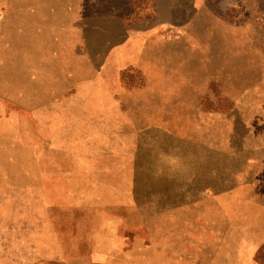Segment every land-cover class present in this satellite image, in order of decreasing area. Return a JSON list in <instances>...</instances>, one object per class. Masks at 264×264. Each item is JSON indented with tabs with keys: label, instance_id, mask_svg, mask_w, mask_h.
Returning <instances> with one entry per match:
<instances>
[{
	"label": "rangeland",
	"instance_id": "rangeland-1",
	"mask_svg": "<svg viewBox=\"0 0 264 264\" xmlns=\"http://www.w3.org/2000/svg\"><path fill=\"white\" fill-rule=\"evenodd\" d=\"M128 4L157 22L154 0H0V264H264V96L145 115L138 67L105 78L74 26Z\"/></svg>",
	"mask_w": 264,
	"mask_h": 264
},
{
	"label": "crops",
	"instance_id": "crops-1",
	"mask_svg": "<svg viewBox=\"0 0 264 264\" xmlns=\"http://www.w3.org/2000/svg\"><path fill=\"white\" fill-rule=\"evenodd\" d=\"M154 1L157 22L143 26L125 22L129 4L122 13L114 6L89 15L74 10V26L91 34L94 56L98 46L104 77L137 66L145 83L140 108L155 121L161 112L194 113L195 96L215 106L228 98L233 105L208 112H259L264 0Z\"/></svg>",
	"mask_w": 264,
	"mask_h": 264
}]
</instances>
